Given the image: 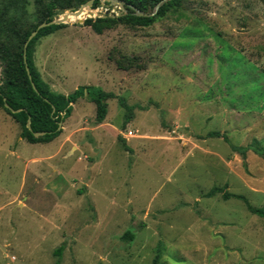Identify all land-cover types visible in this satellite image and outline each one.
I'll list each match as a JSON object with an SVG mask.
<instances>
[{
	"label": "rangeland",
	"instance_id": "374dc122",
	"mask_svg": "<svg viewBox=\"0 0 264 264\" xmlns=\"http://www.w3.org/2000/svg\"><path fill=\"white\" fill-rule=\"evenodd\" d=\"M120 11L100 1L34 54L54 91L117 96L102 124L79 98L60 137L31 144L0 108V264H152L159 249L164 264H264V217L236 197L264 208V158L232 148L264 147V0L84 24Z\"/></svg>",
	"mask_w": 264,
	"mask_h": 264
},
{
	"label": "trees",
	"instance_id": "16d2710c",
	"mask_svg": "<svg viewBox=\"0 0 264 264\" xmlns=\"http://www.w3.org/2000/svg\"><path fill=\"white\" fill-rule=\"evenodd\" d=\"M89 1L0 0V108L19 125L20 137L28 143L47 144L60 137L63 133V124L71 115L73 105L79 98L86 97L95 104L98 124L103 123L107 118L108 100L117 98L114 93L105 92L93 86L81 87L72 94L65 95L54 91L43 79L34 58L36 46L42 38L55 33L66 24L44 27L28 42L29 37L39 25L58 19L67 11L75 12ZM100 1L94 0L93 8H96ZM119 1L124 4L126 14L88 18L84 24L91 27L97 34H102L106 29L120 24L130 27H149L171 12L178 13L183 3V0H168L159 7L155 14L139 16L136 14L137 11L146 14L154 13L155 7L163 0ZM130 7H134L135 10ZM119 101L121 105H127L124 99L120 98ZM28 120H30L31 130L27 127ZM60 124H62L61 128ZM35 133L41 134L35 136ZM209 136L222 137L227 141L224 134L218 132H212ZM232 148L243 158H246L249 151L264 158V147L258 144L232 146ZM217 193H223L224 200H229L232 196L219 188L211 190L208 196L212 197ZM236 197L246 202L251 213L264 217V208H255L244 197ZM122 239L133 241L134 233L128 231ZM62 251V247L58 248L57 255L61 256ZM152 264H164L161 261L160 249Z\"/></svg>",
	"mask_w": 264,
	"mask_h": 264
},
{
	"label": "water",
	"instance_id": "95a60500",
	"mask_svg": "<svg viewBox=\"0 0 264 264\" xmlns=\"http://www.w3.org/2000/svg\"><path fill=\"white\" fill-rule=\"evenodd\" d=\"M103 2H108L110 4H119L121 6V9L122 11L118 12V14H115V15H110V17H114V16H120L121 14H126L127 13V10L124 6V4L122 2H120L119 0H101ZM168 0H163L161 1L156 7H155V10H154V13L152 14H146V13H143V12H140V11H137V15L139 16H150V15H153L156 13V11L159 9V7ZM93 4H94V0H90L89 2H87L86 4H84L83 6H81V8L75 12H69V13H66V14H63L61 17H59L58 19H55L51 22H48V23H43L41 25L38 26V29L36 31H34L31 36L29 37V40L28 42L34 38L36 36V34L38 33V31L44 27H48V26H51V25H59V24H67L69 22H82V20L78 19L76 21H69V15H76L77 17H80L81 15H83L85 13V11L89 10L90 8L93 7ZM132 8L133 10H135L134 7H130ZM92 14V13H90ZM108 16V14H104V15H100L99 17H106ZM27 42V44H28ZM27 44L25 45V48L27 47ZM24 57H26L24 55ZM28 70V69H27ZM28 74H29V77H31L30 73H29V70H28ZM34 86V85H33ZM35 88V87H34ZM27 127L29 128V130H31V125H30V120H28V124H27ZM62 127V124H60V128ZM41 133H35V136H39Z\"/></svg>",
	"mask_w": 264,
	"mask_h": 264
},
{
	"label": "bare ground",
	"instance_id": "6f19581e",
	"mask_svg": "<svg viewBox=\"0 0 264 264\" xmlns=\"http://www.w3.org/2000/svg\"><path fill=\"white\" fill-rule=\"evenodd\" d=\"M85 12H87V11H85ZM81 16H82V15H81ZM81 16H80V17H77L76 15H71V16L69 17V21H76V20L80 19Z\"/></svg>",
	"mask_w": 264,
	"mask_h": 264
},
{
	"label": "built area",
	"instance_id": "2783aa9c",
	"mask_svg": "<svg viewBox=\"0 0 264 264\" xmlns=\"http://www.w3.org/2000/svg\"><path fill=\"white\" fill-rule=\"evenodd\" d=\"M129 135H132V132H129Z\"/></svg>",
	"mask_w": 264,
	"mask_h": 264
},
{
	"label": "crops",
	"instance_id": "0c3cea01",
	"mask_svg": "<svg viewBox=\"0 0 264 264\" xmlns=\"http://www.w3.org/2000/svg\"><path fill=\"white\" fill-rule=\"evenodd\" d=\"M102 124V123H101Z\"/></svg>",
	"mask_w": 264,
	"mask_h": 264
}]
</instances>
